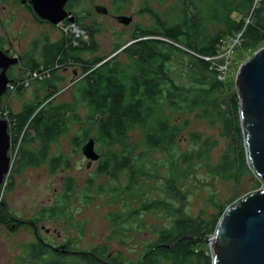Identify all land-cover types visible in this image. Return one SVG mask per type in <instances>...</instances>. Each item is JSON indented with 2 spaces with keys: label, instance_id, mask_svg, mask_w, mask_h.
<instances>
[{
  "label": "trees",
  "instance_id": "trees-1",
  "mask_svg": "<svg viewBox=\"0 0 264 264\" xmlns=\"http://www.w3.org/2000/svg\"><path fill=\"white\" fill-rule=\"evenodd\" d=\"M157 1L162 4L168 0ZM252 2L253 0H173L167 10L159 12H153L149 6L142 7L141 12L154 15V23L150 27L139 29L142 37L124 47L129 57L128 62H123L118 57L103 61L102 56L83 60L79 52L85 49L95 50L97 46L93 40L94 30L91 28H85L88 42L78 39V45H74L69 36H62L56 41H45L40 54L28 57L24 66L29 68L26 72L30 71L29 75L34 70L43 72L41 64L48 65L47 68L43 67L47 71L42 73L41 82H47L53 87L50 92L57 90V84L53 81L63 79L62 76L55 75L57 67L54 65L61 66L71 59H80L86 63L84 69L88 70V73L78 81L75 91L88 108L86 117L98 128V135L93 136L95 143L101 144L98 148L106 145L109 150L107 155L105 153L106 157L100 158L103 162L99 160L97 170L115 180L123 169L127 170L126 184L120 188H111L108 196L111 201H118L119 195L124 197L122 211H110L107 214L110 222L109 237H116L119 243L124 245V232L135 236L133 232L143 228L142 224L134 227L128 225L135 220V215L142 216L155 208L174 213V218L170 220L167 228L157 231L155 240L145 244L143 254L134 260L126 259L121 251L112 252L108 244L101 243L75 255L31 246L29 252L24 255L25 259L19 260L17 264L30 263V260L32 264H212L210 255H205L204 250L198 246L202 240L208 239L214 233L221 214L231 202L221 204L214 201V212L206 217L203 215L205 211L197 216L184 215L182 208L163 199H144L136 209L131 208L129 204L135 199L133 187L137 182L136 175L145 178L152 176L150 170H143L138 165L148 161L147 151H159L171 156L167 163L169 176L165 190L179 198L182 197V192L175 180L185 174L190 175L192 166H199L200 161L209 159V151L214 142L194 131L187 137L193 141L201 139V146L192 152H184L181 160L173 155V147L177 145L180 134L189 123V120L183 117L186 111L197 110L196 118L206 120L210 124L221 123L225 134L233 139L232 150L235 159L225 150L217 164L207 163L209 172L219 174L230 170L237 162L243 164L246 156L244 157V133L240 124L238 94L229 93L226 90L227 85L218 78L211 63L191 51L207 56L215 54L216 46L220 44L223 36L243 25L242 20L235 19L233 14L243 15ZM144 3H141V6L146 5ZM263 11L264 0L256 10L254 22L245 28L244 39L251 40L247 45L264 36ZM73 22L78 23L76 20ZM215 25H221L222 28L213 33L211 27ZM180 53L183 57H178ZM172 63L180 64L185 70L184 79L179 80L174 75ZM24 78L19 77L17 81H23ZM22 87L23 85L18 86L17 91H21ZM37 103H28L19 112L7 105L12 119V126L9 127L10 141L14 144L19 142L14 171H21L27 166H38L47 160L51 170L69 166L61 155L49 157V149L52 142L67 133L69 122L79 118L74 104H53L48 101L41 106ZM178 114H181V117H178ZM135 129H138L142 136L137 138V142H132L130 136ZM87 134L86 131L84 137H87ZM80 141L83 143L86 138H81ZM139 143L145 145V150L138 151L134 156L133 153L139 149ZM117 145L120 146V153L114 151ZM239 169L246 171L245 166H240ZM92 179H87L88 183L80 193L86 200L94 198L87 193L92 190ZM75 186V179L68 176L63 185L60 208L57 210L52 205L43 207L40 210V219L51 218L57 214L64 215L65 204ZM10 187L11 180L6 190ZM102 190L100 186L97 187L98 193ZM1 204L0 222L9 223L8 217L16 215L6 213L8 211L5 199H2ZM37 219L33 217L30 220ZM77 227L80 229L82 224H77ZM152 229L156 231V228Z\"/></svg>",
  "mask_w": 264,
  "mask_h": 264
},
{
  "label": "rangeland",
  "instance_id": "rangeland-1",
  "mask_svg": "<svg viewBox=\"0 0 264 264\" xmlns=\"http://www.w3.org/2000/svg\"><path fill=\"white\" fill-rule=\"evenodd\" d=\"M82 1V0H80ZM114 0H94L95 2L105 4L108 9L112 10ZM141 1L142 0H128L123 13H133L135 20L133 25H123L116 21L111 16L98 14L94 21L93 15H89L86 19L74 23L67 22L65 24L59 23L58 25L47 26L44 23H38L27 15V17H18L12 19L7 23L6 29L10 33L11 30L23 23L26 36L21 39V47H29V40L38 35L41 30L47 31L50 41H56L62 36H69L74 45H78V39L88 42L89 37L85 28H91L94 30V39L96 41V49H85L79 52L82 59H93L97 56H102L103 61L109 60L114 57H118L123 62H128V54L124 51V47L128 46L136 40L142 37L140 30H135L137 25L150 24L154 15L152 13L141 14ZM148 1V6L153 12H159L167 10L169 5L173 3V0L165 1L159 4L157 0H144ZM237 1V0H236ZM239 1V0H238ZM262 0H253L250 8L246 10L243 15L233 14V17L238 20H242L243 25L240 29H237L227 35L223 36L219 46L223 44L221 53H218V46H216V53L219 57H212V55H201L194 51L191 53L201 57L211 63L212 68L217 71L218 78L223 81L229 93L235 92L236 85L235 79L239 66L249 56H251L257 49L264 47V36L262 39H255L247 45L251 40L244 39V31L248 24L254 22V15L257 8L261 5ZM264 13V11L262 12ZM113 14H115L113 12ZM264 15V14H263ZM18 20V21H16ZM15 22V24H14ZM96 22V23H94ZM264 24V23H263ZM38 28H36V27ZM132 26L134 28H132ZM264 27V26H263ZM3 28V27H2ZM27 28V30H26ZM221 25H215L211 27V31L216 33L221 29ZM4 29V28H3ZM133 31V32H132ZM132 35L139 34V36L130 38ZM15 40L18 35L15 31L12 32ZM264 33V32H263ZM141 35V36H140ZM149 37H153L149 35ZM25 38V39H24ZM134 39V40H133ZM25 40V41H24ZM127 42V43H126ZM218 45V44H217ZM135 48V46H133ZM184 50L188 48L182 47ZM213 54V55H215ZM178 57H183L182 53ZM59 65V64H57ZM63 65L66 67V71L63 70ZM63 65H59V69H56L55 75L62 76L63 79L53 81L57 84V90H53V87L49 83H42L43 77L41 72L32 71L31 76H27L26 79L29 82L26 86H23L17 91V88L8 95L3 97L2 103L7 104L15 112H19L23 109L24 105L30 103H37L38 105L46 104L51 101L53 104L61 102H70L74 104L76 111L79 114L77 120L69 122V127L66 128L67 133L60 135V137L51 143L49 149V157L61 155V157L67 160L69 166H60L56 170H51L49 161H45L38 166H27L21 171H14L15 162L18 158V141L14 144L13 156L15 161L13 163L11 177V187L6 190L5 187L0 189V203L2 199H5L6 208L9 214L16 215L22 219H32L36 215L40 214V210L51 205L57 210L62 203V191L63 185L68 176L73 177L76 181V186L70 194V198L65 204L64 215H54V217L43 219L42 224L55 229L57 232H53L56 237V233H60L59 243L72 239L74 241L73 249L75 250H88L97 244L106 243L110 246L112 252L121 251L126 259L134 260L143 254L145 244H148L155 240L157 231L161 228H167L171 219L174 218V213H167L165 209H152L145 212L142 216L135 215V220L131 221L128 225L134 227L137 224H142L141 230H135L133 233L135 236L128 235L127 232L123 233L125 243L122 245L116 239V237H109V218L108 212L122 211L121 204H123L124 197L120 196L118 201H111L109 194L111 188H120L126 184L127 170L123 169L117 180L112 179L107 174H100L97 170V166L100 161H93L90 166H87L88 159L82 152V145L88 140L89 137L98 135V128L95 123L92 124L86 117L88 114V108L78 98L75 91L76 84L81 78H84L88 70L86 63L82 60L71 59ZM42 66V65H41ZM98 65H95V67ZM56 67V65H55ZM94 67V68H95ZM58 68V67H57ZM171 68L174 75L179 79H184V69L180 64H171ZM29 68L25 67L21 69L18 74L19 77H23L25 71ZM19 72V71H16ZM30 71H28L29 73ZM42 77V78H41ZM18 92V93H17ZM42 106V105H41ZM38 112V111H37ZM195 111H186L183 113V117L189 120L187 127L183 129L180 138H178L177 145L173 147V155L176 159L181 160L184 152H192L201 146V139L193 141L188 139V134L192 131L208 137L214 142L212 148L209 151V159L200 161V165H194L191 169V174H185L180 179H176L175 183L182 192V197H176L165 190V183L169 174L167 163L171 156L164 154L163 152L147 151L148 161L144 163H138L141 169H147L152 172V176L145 178L144 176L136 175V181L134 184L135 199L129 204L131 208L136 209L139 203L146 199H163L173 203L174 206L182 208L184 215L197 216L200 212L203 215H207L214 212V201L221 204H227L233 202V198H239L242 195L258 189L262 183L258 176L250 168L244 147V161L243 164L237 162L232 166L230 170L221 172L219 174L211 173L207 170V163L217 164L219 157L225 153V150L229 151L231 157L235 154L232 150V142L227 134L223 130L221 123L210 124L208 121L196 118ZM181 117V114H178ZM178 117L176 120H178ZM175 120V117H172ZM177 122V121H176ZM87 131V137L84 134ZM77 136V138H75ZM140 132L138 129L133 130L130 140L132 142L140 138ZM21 135L18 137L20 140ZM81 138H86L83 143ZM142 138V137H141ZM203 140V139H202ZM78 142V143H77ZM38 141L36 142V146ZM98 142L95 143V150L100 154V158L107 155L108 147L106 145L102 148ZM244 146V143H243ZM34 148V147H33ZM145 150V145L139 143V149L136 150L133 155H137L138 151ZM114 151L120 153V146L117 145ZM106 157V156H105ZM103 161H101L102 163ZM240 166H245L246 171H241ZM227 173V174H226ZM93 178L92 190L87 192L93 195V199L86 200L80 194L87 185V179ZM10 180L8 181V183ZM181 182V185H180ZM100 186L103 190L98 193L97 187ZM137 196V197H136ZM235 199V200H236ZM2 204H0L1 207ZM228 205V204H227ZM141 220V222H139ZM77 224H82V231H80ZM10 225L0 222V264H14V259L21 253L19 248L20 241L29 237V233L21 231L19 233L10 231ZM25 230L26 226L20 227ZM152 228H156L154 231ZM212 235L209 236V238ZM126 237V238H125ZM204 250L205 255H210L212 263V254L208 241L202 240V243L198 246ZM167 264V262H164Z\"/></svg>",
  "mask_w": 264,
  "mask_h": 264
},
{
  "label": "water",
  "instance_id": "water-1",
  "mask_svg": "<svg viewBox=\"0 0 264 264\" xmlns=\"http://www.w3.org/2000/svg\"><path fill=\"white\" fill-rule=\"evenodd\" d=\"M31 1L39 16L53 24L60 23L67 15L66 0ZM9 81L11 79L0 75V97L6 92ZM235 85L246 158L262 185L227 205L214 233L204 241L210 245L212 264H264V47L239 66ZM9 147L8 124L0 119V184L9 167ZM81 148L89 163L99 158L93 137Z\"/></svg>",
  "mask_w": 264,
  "mask_h": 264
},
{
  "label": "flooded vegetation",
  "instance_id": "flooded-vegetation-1",
  "mask_svg": "<svg viewBox=\"0 0 264 264\" xmlns=\"http://www.w3.org/2000/svg\"><path fill=\"white\" fill-rule=\"evenodd\" d=\"M114 6L112 10L108 9V7L99 2H95L94 0H66L64 3V9L67 15L64 17V19L60 23H67L70 22L69 18H72L73 21H82L86 19L89 15H93L94 21L98 22L96 19V15L103 14L107 16H111V18H115L117 22L123 25H133V22L135 20V16L133 13L126 14L123 13V9L125 10L126 3L128 0H114L112 1ZM141 3H144V0L141 1ZM140 3V4H141ZM146 5H143L140 7L148 8V1H145ZM113 12L115 14H113ZM145 13L141 12V14ZM148 13V12H147ZM27 15L31 16L32 19L35 21H38V23H44L47 26H52L53 23H51L48 19L42 18L39 16V14L34 10L33 3L31 0H0V75H3L4 77H8L12 80L13 83H16L17 79L19 78V73L21 72V69L24 68V65L26 63V60L29 56H37L42 51V45L45 43V41H50L47 39L49 37V34L47 31H39L37 36L34 38H31L28 42L29 47L26 50V48L20 49L21 47V39L23 36H26L25 28H23V23L15 26L13 30L10 31V33L6 29V25L8 22H10L14 18L18 17H27ZM123 16H126V18H123ZM127 18H129L128 21ZM131 18V19H130ZM18 21V20H16ZM94 22V23H96ZM154 23L153 19L146 25H137L135 30H139L144 27H150ZM15 24V22H14ZM16 25V24H15ZM58 25V24H53ZM4 29H3V28ZM36 27V26H35ZM38 28V27H36ZM27 30V28H26ZM13 31H15V34L18 35L17 40H15L13 36ZM133 32V31H132ZM132 32L130 33V38L132 39L134 35H132ZM136 35V34H135ZM25 39V38H24ZM134 40V39H133ZM25 41V40H24ZM15 59V62H12L11 60ZM41 68L46 67L44 64H41ZM55 67V65H54ZM59 69V65H56ZM55 67V68H56ZM47 70V69H46ZM63 70L66 71V67L63 65ZM19 71V72H16ZM26 71L23 73L25 74ZM8 83H6L7 87ZM14 150V143L10 142V147L8 150V156H9V167L6 173H4L2 182L0 184V189L3 185V182L6 178V184H8V181L11 180L10 173L12 172L13 163L15 161V158L13 159V162L11 163V153ZM97 152V151H96ZM100 157L97 160L99 161ZM93 162V161H92ZM91 162V163H92ZM91 163L89 161L87 162V166H90ZM4 186V187H5ZM2 201V200H1ZM1 204V203H0ZM38 219L36 221L33 220H25L19 217L9 216V223H6L9 226L10 231L13 232H21L25 231L29 233V237L20 241L19 248L21 249V253L18 255L17 258L14 259V264H17L19 260L25 259V256L27 252H29V247L38 246V247H45L50 250H54L60 254H72L75 255L76 253L82 251V250H75L73 249L74 241L72 239H69L65 241L64 243H59L60 239V233H56V237L51 234L53 232H57L55 229H51L50 227H47L46 225L42 224L43 219H40L39 215H36ZM47 220V218H44ZM26 226L25 230H22L20 227ZM61 249V250H60ZM25 264H32L31 260L30 263ZM55 264H58L57 262Z\"/></svg>",
  "mask_w": 264,
  "mask_h": 264
},
{
  "label": "built area",
  "instance_id": "built-area-1",
  "mask_svg": "<svg viewBox=\"0 0 264 264\" xmlns=\"http://www.w3.org/2000/svg\"><path fill=\"white\" fill-rule=\"evenodd\" d=\"M221 41H222V40H221ZM221 46H222V47H220V46L218 45V48H217L218 53H221V52H222V49L224 48V47H223V44H221ZM212 57L216 58V57H219V55L215 54V55H212ZM41 70H44L43 72H41V76H42V73H45L47 70L45 71L44 68H42ZM34 71L39 72L38 70H34ZM27 76H29V73H26V74L23 76V77H25L23 81H16L17 85H16L15 83L11 82V83L9 84V90H10V92L13 91V90H15L18 86H21V85L26 86V85L29 83V82L27 81V79H26ZM21 78H22V77H21ZM41 78H42V77H41ZM19 80H20V79H19ZM18 82H19V83H18ZM21 83H22V84H21ZM0 118L5 119V120L7 121V123H8V125H9V127L12 126V119H11V116H10L9 111H8V109H7V105H6L5 103H2L1 100H0ZM13 151H14V150H13ZM10 156H11V163H12V162H13V159H14L13 152L11 153ZM5 184H6V178H5L4 182H3L2 187H4Z\"/></svg>",
  "mask_w": 264,
  "mask_h": 264
}]
</instances>
